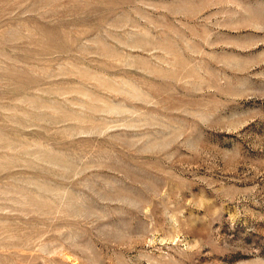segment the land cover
Returning a JSON list of instances; mask_svg holds the SVG:
<instances>
[{"label":"rangeland","instance_id":"rangeland-1","mask_svg":"<svg viewBox=\"0 0 264 264\" xmlns=\"http://www.w3.org/2000/svg\"><path fill=\"white\" fill-rule=\"evenodd\" d=\"M0 264H264V0H0Z\"/></svg>","mask_w":264,"mask_h":264}]
</instances>
